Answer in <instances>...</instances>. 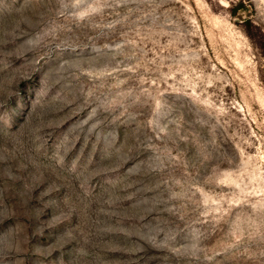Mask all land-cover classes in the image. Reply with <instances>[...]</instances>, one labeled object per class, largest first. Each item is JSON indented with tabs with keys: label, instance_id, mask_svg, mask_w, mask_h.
<instances>
[{
	"label": "rangeland",
	"instance_id": "1",
	"mask_svg": "<svg viewBox=\"0 0 264 264\" xmlns=\"http://www.w3.org/2000/svg\"><path fill=\"white\" fill-rule=\"evenodd\" d=\"M0 264H264V0H0Z\"/></svg>",
	"mask_w": 264,
	"mask_h": 264
},
{
	"label": "trees",
	"instance_id": "2",
	"mask_svg": "<svg viewBox=\"0 0 264 264\" xmlns=\"http://www.w3.org/2000/svg\"><path fill=\"white\" fill-rule=\"evenodd\" d=\"M241 9V8H240Z\"/></svg>",
	"mask_w": 264,
	"mask_h": 264
}]
</instances>
